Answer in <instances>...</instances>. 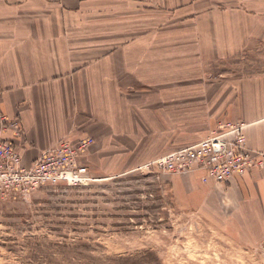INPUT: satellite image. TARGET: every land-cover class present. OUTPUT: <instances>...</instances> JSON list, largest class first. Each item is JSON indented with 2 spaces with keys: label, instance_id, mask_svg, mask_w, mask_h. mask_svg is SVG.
<instances>
[{
  "label": "crops",
  "instance_id": "obj_1",
  "mask_svg": "<svg viewBox=\"0 0 264 264\" xmlns=\"http://www.w3.org/2000/svg\"><path fill=\"white\" fill-rule=\"evenodd\" d=\"M203 1L0 0V111L22 125L23 165L89 139V176L121 173L220 121L245 123L247 146L264 153V45L256 62L232 68L236 49L218 46L219 13ZM156 17L177 25L155 28ZM170 177L180 204L264 220V162L226 184Z\"/></svg>",
  "mask_w": 264,
  "mask_h": 264
},
{
  "label": "rangeland",
  "instance_id": "obj_2",
  "mask_svg": "<svg viewBox=\"0 0 264 264\" xmlns=\"http://www.w3.org/2000/svg\"><path fill=\"white\" fill-rule=\"evenodd\" d=\"M201 7L217 9L218 46L236 49L232 68L259 59L264 0H205ZM176 21L156 17L154 26L172 28ZM234 28L243 30L230 33ZM226 65L219 63V71ZM91 143L72 144L78 164ZM148 163L95 178L87 170L77 185L0 193V264H264L263 219L180 204L169 179L186 174Z\"/></svg>",
  "mask_w": 264,
  "mask_h": 264
},
{
  "label": "built area",
  "instance_id": "obj_3",
  "mask_svg": "<svg viewBox=\"0 0 264 264\" xmlns=\"http://www.w3.org/2000/svg\"><path fill=\"white\" fill-rule=\"evenodd\" d=\"M245 127L240 121H220L206 138L168 151L146 166H155L166 174L199 172L203 183H230L264 162L263 152L247 146ZM88 141L77 145L86 148ZM24 143L19 119L0 111V193L21 195L47 184L62 181L77 185L88 179L86 167L75 160L74 146L68 141L42 151L29 166L22 163L20 149Z\"/></svg>",
  "mask_w": 264,
  "mask_h": 264
}]
</instances>
